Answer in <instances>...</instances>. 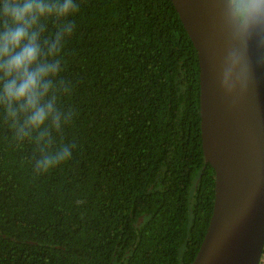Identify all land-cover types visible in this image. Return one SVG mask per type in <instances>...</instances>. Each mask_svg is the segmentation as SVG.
<instances>
[{
	"label": "trees",
	"instance_id": "trees-1",
	"mask_svg": "<svg viewBox=\"0 0 264 264\" xmlns=\"http://www.w3.org/2000/svg\"><path fill=\"white\" fill-rule=\"evenodd\" d=\"M78 4L56 134L71 160L35 174L0 116V264H190L214 199L196 51L170 0Z\"/></svg>",
	"mask_w": 264,
	"mask_h": 264
},
{
	"label": "water",
	"instance_id": "water-1",
	"mask_svg": "<svg viewBox=\"0 0 264 264\" xmlns=\"http://www.w3.org/2000/svg\"><path fill=\"white\" fill-rule=\"evenodd\" d=\"M199 68L203 151L206 118L226 146L211 163V216L190 264H259L264 246V26L250 30L230 0H170ZM253 20L264 5L253 0ZM233 170L229 171L228 168ZM240 185L233 188L231 178Z\"/></svg>",
	"mask_w": 264,
	"mask_h": 264
},
{
	"label": "clouds",
	"instance_id": "clouds-1",
	"mask_svg": "<svg viewBox=\"0 0 264 264\" xmlns=\"http://www.w3.org/2000/svg\"><path fill=\"white\" fill-rule=\"evenodd\" d=\"M252 2L242 0L250 30L264 26V7L249 20ZM78 10V0H0V116L15 145L31 144L38 153L32 162L38 175L73 155L69 145L56 143V134L67 124L59 78Z\"/></svg>",
	"mask_w": 264,
	"mask_h": 264
},
{
	"label": "bare ground",
	"instance_id": "bare-ground-1",
	"mask_svg": "<svg viewBox=\"0 0 264 264\" xmlns=\"http://www.w3.org/2000/svg\"><path fill=\"white\" fill-rule=\"evenodd\" d=\"M207 122V131L204 132L203 140V151L206 160L211 163H218L219 158L223 161L226 160V146L222 142V138L215 126L214 120L212 118H206ZM229 171H232L233 168H228ZM231 185L233 188H236L240 183L235 179L231 178Z\"/></svg>",
	"mask_w": 264,
	"mask_h": 264
},
{
	"label": "rangeland",
	"instance_id": "rangeland-1",
	"mask_svg": "<svg viewBox=\"0 0 264 264\" xmlns=\"http://www.w3.org/2000/svg\"><path fill=\"white\" fill-rule=\"evenodd\" d=\"M112 264H116V263L113 262Z\"/></svg>",
	"mask_w": 264,
	"mask_h": 264
}]
</instances>
